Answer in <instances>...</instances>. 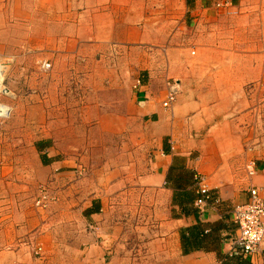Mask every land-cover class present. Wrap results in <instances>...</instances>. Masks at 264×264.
<instances>
[{"label": "crops", "instance_id": "1", "mask_svg": "<svg viewBox=\"0 0 264 264\" xmlns=\"http://www.w3.org/2000/svg\"><path fill=\"white\" fill-rule=\"evenodd\" d=\"M212 1L230 6L216 8ZM179 3H187L186 18L175 15ZM183 28L202 29V42L191 57L178 53L187 57L189 75L177 81L175 103L163 108L166 92L145 75L133 90L139 116L154 131L139 193H122L138 196L141 207H108L93 199L79 211L102 238L100 251H93L98 263L108 256L109 264H232L231 213L251 187L264 196V156L243 148V136L257 130L256 115L243 112V87L264 80V0H0L2 60L31 53L66 56L89 43L159 48L179 41ZM229 89L239 90L230 95ZM44 142H38L40 152L34 150L50 167L57 162ZM254 157L258 161L251 163ZM196 173L207 178L213 197L203 211L195 207ZM5 180L11 178L0 172V264H52L50 251L37 258L34 250L37 244L49 247L51 231L37 228L36 211L24 194L13 193L12 182L7 184L13 191L6 190ZM247 261L264 264V239Z\"/></svg>", "mask_w": 264, "mask_h": 264}, {"label": "rangeland", "instance_id": "2", "mask_svg": "<svg viewBox=\"0 0 264 264\" xmlns=\"http://www.w3.org/2000/svg\"><path fill=\"white\" fill-rule=\"evenodd\" d=\"M212 3L218 8L219 1ZM186 6L175 7L176 17H187ZM180 32L179 41H166L159 48L154 43H113L92 45L96 49L89 43L66 56H6L15 62L3 82L11 94L0 96V103L12 109L8 119L0 120V172L11 178L5 180V187L14 185V191L6 190L24 194L36 211L37 228L51 231L48 249L35 246L37 258L50 251L52 264H109L108 256L96 261L99 253L93 251H100L102 238L94 235L93 223L84 217L81 221L79 211L93 199L108 207H141L138 196L122 193H139V178L151 162L154 143H149V134L154 131L139 116L133 90L143 75L160 86L163 94L169 85L177 87V81H186L189 62L178 53L191 57L195 43L202 42V29ZM167 47L175 55H167ZM45 62L50 64L48 70L42 69ZM229 90L233 95L239 89ZM243 94L248 103L243 112L256 115L253 126L257 127L252 135L243 136V148L263 157L264 80L246 83ZM44 140L50 142L48 153L57 162L50 167L42 166L34 150ZM255 157L251 163L258 161Z\"/></svg>", "mask_w": 264, "mask_h": 264}, {"label": "built area", "instance_id": "3", "mask_svg": "<svg viewBox=\"0 0 264 264\" xmlns=\"http://www.w3.org/2000/svg\"><path fill=\"white\" fill-rule=\"evenodd\" d=\"M218 8L229 7V2H219ZM15 60L13 58L0 59V96H10L11 92L4 85V76L7 70ZM50 64L42 63V69L48 70ZM139 81L135 85V89L139 86ZM178 89L174 85H169L166 91L165 99L162 103L163 108H170L176 101ZM11 107L0 103V120H6L11 115ZM253 167L254 164H253ZM253 171H249L253 175ZM194 187L197 195L195 207L199 211H203L209 203L212 202L211 190L207 182V178L199 173L194 175ZM40 204V203H38ZM231 220L236 227V236L232 241L231 255L239 254L246 259H250L258 250L264 239V196L261 195L259 189L251 187L248 190L247 200L234 207L231 213Z\"/></svg>", "mask_w": 264, "mask_h": 264}, {"label": "trees", "instance_id": "4", "mask_svg": "<svg viewBox=\"0 0 264 264\" xmlns=\"http://www.w3.org/2000/svg\"><path fill=\"white\" fill-rule=\"evenodd\" d=\"M43 144H39V143H36L35 147L37 149L38 152H40V149H41V146ZM47 145H50V142L49 141H46L44 142V146H47ZM40 159H41V162L44 164V162L46 163V160H45V156L43 155H40ZM196 193V192H195ZM196 199H197V195H196ZM229 259V262H232V264H249L247 259L244 258L242 255H239V254H234V255H231L228 257Z\"/></svg>", "mask_w": 264, "mask_h": 264}, {"label": "bare ground", "instance_id": "5", "mask_svg": "<svg viewBox=\"0 0 264 264\" xmlns=\"http://www.w3.org/2000/svg\"><path fill=\"white\" fill-rule=\"evenodd\" d=\"M0 91H1V89H0Z\"/></svg>", "mask_w": 264, "mask_h": 264}]
</instances>
